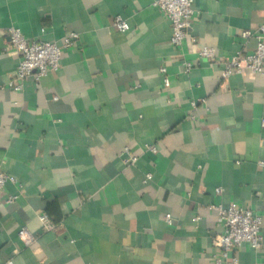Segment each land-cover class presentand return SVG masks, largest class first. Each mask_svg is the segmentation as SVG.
<instances>
[{
    "label": "crops",
    "instance_id": "obj_1",
    "mask_svg": "<svg viewBox=\"0 0 264 264\" xmlns=\"http://www.w3.org/2000/svg\"><path fill=\"white\" fill-rule=\"evenodd\" d=\"M151 3L0 0V170L15 180L2 196L18 195L0 205V264H211L210 206L231 202L261 216L262 245L235 251L237 264H264V75L220 78L223 61L253 50L239 34L264 23V0H194L181 49ZM11 26L59 46L77 39L56 73L15 91ZM204 46L215 62L199 56ZM180 53L193 64L186 74Z\"/></svg>",
    "mask_w": 264,
    "mask_h": 264
},
{
    "label": "built area",
    "instance_id": "obj_2",
    "mask_svg": "<svg viewBox=\"0 0 264 264\" xmlns=\"http://www.w3.org/2000/svg\"><path fill=\"white\" fill-rule=\"evenodd\" d=\"M194 0H152L151 5L161 11L171 24L170 43L177 49H181L185 39L190 36L191 19L195 13L193 8ZM113 26L119 31L128 29L127 22L120 16H114ZM240 38L247 39L252 37L255 40V46L249 53H239L228 60L223 61V68L220 72V78L226 79L232 74H241L244 71H250L264 75V23L259 24L251 32L241 31ZM8 47L12 48L18 54V65L13 74L8 78L7 86L15 91L22 88V82L27 77H33L36 81L41 77L56 73L60 68V59L62 49H69L75 45L77 34L69 33L63 37L61 46L53 41H46L37 38H27L22 32L11 26L7 29ZM199 56L210 62L216 61L215 50L212 47L204 46L199 50ZM180 56L181 73L190 72L193 64ZM159 75L162 78L163 86L168 87L169 76L165 66L159 67ZM203 102L199 98L191 101V107L195 109L197 102ZM194 119L193 114L190 116ZM264 127V119L262 120ZM150 151H155L154 146H147ZM125 154L124 163L133 165L137 157L129 152L128 148L123 150ZM264 165V163L262 164ZM149 178V175L147 176ZM15 180L0 170V205L2 203L14 202L18 195L10 194L7 197L2 196L4 186L7 182ZM222 188H215V193L220 194ZM210 208L217 211L218 232L212 238V246L217 249L218 256H214L211 264H237L234 252L242 248H249L257 251L262 245L261 234V216L254 213L248 206L231 202L228 206L212 205ZM45 230H55L56 225L50 220L46 213L39 216ZM166 222L170 223L169 215L165 216ZM19 237L24 241H29L25 230L19 231Z\"/></svg>",
    "mask_w": 264,
    "mask_h": 264
}]
</instances>
